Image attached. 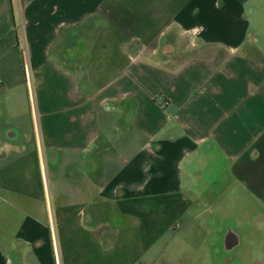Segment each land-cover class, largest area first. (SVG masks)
Returning a JSON list of instances; mask_svg holds the SVG:
<instances>
[{
  "label": "crops",
  "instance_id": "crops-1",
  "mask_svg": "<svg viewBox=\"0 0 264 264\" xmlns=\"http://www.w3.org/2000/svg\"><path fill=\"white\" fill-rule=\"evenodd\" d=\"M254 1L0 0V264H248L241 246L264 248L250 224L245 243L235 226L183 252L165 239L204 231L209 199L264 212Z\"/></svg>",
  "mask_w": 264,
  "mask_h": 264
},
{
  "label": "rangeland",
  "instance_id": "rangeland-1",
  "mask_svg": "<svg viewBox=\"0 0 264 264\" xmlns=\"http://www.w3.org/2000/svg\"><path fill=\"white\" fill-rule=\"evenodd\" d=\"M253 3L255 6H252V9L256 10L257 17L261 22H255L256 24H253L252 26H254V30H259L258 35L255 36V38L258 41L257 46L263 49L264 53V0H255ZM259 27H261V29H259ZM211 200L212 199H209L207 202H203V209L206 210V212L199 216V225H208L205 226V230L201 231L199 226L197 228L187 229H184L183 226L182 228L172 231L171 234L169 233L165 236L166 241H170L169 245L175 246L177 243L182 242V252L190 250L192 249V246L194 245L193 242L196 239L211 238L213 237V234L216 233V227L221 229V227L224 226H235L241 237H243V242L245 243L247 238H250L251 240V238L256 237L252 232L254 227L264 226V212L254 204L252 205V209L248 211L245 204L246 201L244 202L238 196H235V199L233 200L227 199L222 205L216 207L209 206L211 204ZM249 213L251 214L249 215ZM181 224H183L182 221ZM249 224L254 226L253 228L250 227L251 236H247L249 232L247 233V231L244 230V226H250ZM181 248L177 247V250L180 251ZM262 253H264V248H259L258 246L242 245L239 250V254L244 255V262H247L248 264H260L259 256ZM197 255H199V252H197ZM254 260L257 261L254 262Z\"/></svg>",
  "mask_w": 264,
  "mask_h": 264
}]
</instances>
